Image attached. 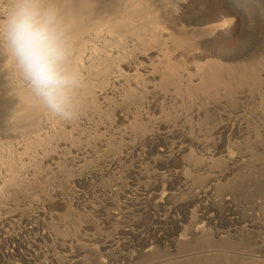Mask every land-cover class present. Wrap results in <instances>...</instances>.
Returning <instances> with one entry per match:
<instances>
[{"label":"bare ground","instance_id":"bare-ground-1","mask_svg":"<svg viewBox=\"0 0 264 264\" xmlns=\"http://www.w3.org/2000/svg\"><path fill=\"white\" fill-rule=\"evenodd\" d=\"M237 1L190 0L179 37L177 0H41L70 47L66 119L17 68L0 0V264H264V0Z\"/></svg>","mask_w":264,"mask_h":264},{"label":"clouds","instance_id":"clouds-1","mask_svg":"<svg viewBox=\"0 0 264 264\" xmlns=\"http://www.w3.org/2000/svg\"><path fill=\"white\" fill-rule=\"evenodd\" d=\"M16 66L41 102L55 115L72 118L76 76L67 68L70 47L58 13L41 0H17L3 26Z\"/></svg>","mask_w":264,"mask_h":264},{"label":"rangeland","instance_id":"rangeland-1","mask_svg":"<svg viewBox=\"0 0 264 264\" xmlns=\"http://www.w3.org/2000/svg\"><path fill=\"white\" fill-rule=\"evenodd\" d=\"M201 1H203L205 4H210V2H211V0H201ZM207 1V2H206ZM237 1V0H236ZM237 2H244V3H246V4H248V5H250V2H248V0H246V2H245V0H238ZM257 2H259L258 0H254L253 2H252V4H253V6H252V8L254 7V4H256ZM177 3V4H176ZM175 3V5H177V7L175 8V6H171V5H166V7L167 6H171V7H173V9H171L170 7H167V9H165V13H163V16H164V18L166 17L168 20H166V18L165 19H163V21H162V23L163 24H165V26H167V24L166 23H169L168 24V26L167 27H169V28H172V29H176L177 27V29L176 30H178L177 32H176V30L174 31V32H176V34H179V32L181 33L182 31H183V34L182 35H184V37L186 36V32H190L191 30H192V25H191V27L189 26V24H192V22L189 20V21H186V16L188 15V13H186V12H188V9H189V6H190V0H177V2ZM215 4H217V3H215ZM215 4H213V7H212V9H211V14H212V17H213V20H212V22H209V25H214V23L216 24V23H220V22H222L225 18H227V16L224 18V14L222 13L223 12V8H222V6L220 5V4H218V6L217 5H215ZM217 6V7H216ZM219 6H221V7H219ZM165 7V8H166ZM255 8V7H254ZM168 9H170V10H168ZM256 10H257V8H256ZM166 11H168V12H166ZM170 11V12H169ZM258 11V10H257ZM168 13V15L171 17V19H169L168 17L169 16H167L166 14ZM170 13V14H169ZM221 16H223V17H221ZM235 19H236V16H235V14H233L232 15ZM166 22H165V21ZM170 20H172V22L170 23ZM168 21V22H167ZM185 21V22H184ZM165 22V23H164ZM182 22L184 23V25L182 26ZM172 23H173V25H172ZM174 23H175V25H174ZM177 24H178V26H177ZM187 24V25H186ZM179 25H180V27H179ZM171 26V27H170ZM175 26H176V28H175ZM181 26L182 27H186L185 28V30L186 31H184L182 28H181ZM230 27V28H229ZM179 28H181L180 30H179ZM228 28V29H227ZM227 28H225V29H223L222 30V32L224 33L221 37H219V38H216L215 39V37H212V38H210V41H209V43H210V45H211V48H213V53H206V54H204V55H206V56H204V61H202L204 64H203V69L204 68H206V72L209 74V75H212V76H214V75H216V76H219L220 74H221V65L224 63L223 62V59H222V57L224 56V54L226 53L225 51L227 50V49H229V48H231V47H233V46H235L236 44H238L239 42H241V37H240V33L238 32V28H236L235 27V25L233 24V25H231V26H228ZM187 29H188V31H187ZM182 30V31H181ZM182 35H177V36H182ZM224 36V37H223ZM183 37V36H182ZM224 46V47H223ZM224 48V49H223ZM227 48V49H226ZM224 51V52H223ZM221 55H223V56H221ZM187 58V57H186ZM221 58V59H220ZM188 59V58H187ZM213 63H212V62ZM215 62H216V64L218 65L219 64V66L217 67V66H215L216 64H215ZM222 62V63H221ZM191 65V67L193 66V64H190ZM220 68V69H219ZM218 69V70H217ZM73 172V171H72ZM75 172V173H74ZM73 173H72V175H70V177H69V175H66V177L65 178H63V181L65 180V182H64V189H65V187H66V185H67V187H66V189L68 188V186H69V188L70 189H68V190H65L64 192H65V194L67 195V196H69V198H71V197H74V198H78V195L76 194V193H79V189H78V187L76 188V186H74V181H75V179L76 178H78L80 175H81V173L79 172V171H77V170H75ZM80 174V175H78V173ZM76 173H77V175H76ZM76 175V177L74 178V176ZM83 175V174H82ZM3 176V175H2ZM68 176V177H67ZM72 176V177H71ZM2 177L0 176V181L2 180L1 179ZM66 179H68V180H66ZM107 179V180H106ZM2 182V181H1ZM0 182V183H1ZM66 182H68V184L66 183ZM71 182V183H70ZM96 182L97 181H92L90 184H89V187H97V186H99L98 184H96ZM105 183L107 182H109V178H105V181H104ZM93 183H94V185H93ZM92 184V185H91ZM72 185V186H71ZM0 186H1V184H0ZM69 191H70V193H69ZM72 192V193H71ZM72 196H71V195ZM93 218L95 219V216H93ZM84 220H86V219H83L82 218V220H77V221H79V223L80 224H82V222L84 221ZM84 223H85V221H84ZM80 224H78L77 223V225H80ZM104 230V229H103ZM109 231H111V229L109 228L108 229ZM75 239H77V241H80V242H82L83 240L82 239H80V237H75L74 238V241L73 242H75ZM114 240H112V241H110L111 243L110 244H112V247L111 248H113L114 246H113V242ZM113 252H114V250H112ZM62 257H63V255H62Z\"/></svg>","mask_w":264,"mask_h":264}]
</instances>
